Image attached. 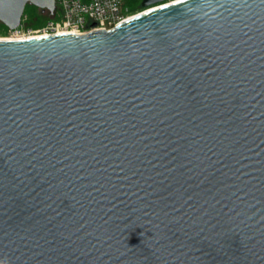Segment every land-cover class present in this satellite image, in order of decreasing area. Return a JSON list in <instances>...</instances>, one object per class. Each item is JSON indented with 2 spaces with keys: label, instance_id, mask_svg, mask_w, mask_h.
Listing matches in <instances>:
<instances>
[{
  "label": "water",
  "instance_id": "1",
  "mask_svg": "<svg viewBox=\"0 0 264 264\" xmlns=\"http://www.w3.org/2000/svg\"><path fill=\"white\" fill-rule=\"evenodd\" d=\"M141 6L0 40V264H264V0Z\"/></svg>",
  "mask_w": 264,
  "mask_h": 264
},
{
  "label": "built area",
  "instance_id": "2",
  "mask_svg": "<svg viewBox=\"0 0 264 264\" xmlns=\"http://www.w3.org/2000/svg\"><path fill=\"white\" fill-rule=\"evenodd\" d=\"M128 0H56L53 16L38 26H31L29 17L22 16L14 30L7 28V40H25L56 34L82 36L94 31L112 30L138 15Z\"/></svg>",
  "mask_w": 264,
  "mask_h": 264
},
{
  "label": "trees",
  "instance_id": "3",
  "mask_svg": "<svg viewBox=\"0 0 264 264\" xmlns=\"http://www.w3.org/2000/svg\"><path fill=\"white\" fill-rule=\"evenodd\" d=\"M142 1L143 0H128V5L132 9V11H135L142 4ZM42 12H43L42 10H40V9L38 10V8H36L32 5H27V7L25 9V15L26 14L29 15L28 17H29V22H30L31 26L35 27V26H38L44 22L41 20V18L43 17ZM45 13H47V12H45ZM3 28L7 29L4 25H3Z\"/></svg>",
  "mask_w": 264,
  "mask_h": 264
},
{
  "label": "rangeland",
  "instance_id": "4",
  "mask_svg": "<svg viewBox=\"0 0 264 264\" xmlns=\"http://www.w3.org/2000/svg\"><path fill=\"white\" fill-rule=\"evenodd\" d=\"M39 10V9H38ZM144 9L142 8V6L140 5L137 10H135V14L136 13H140L142 12ZM43 13V17L41 18L42 21H46L47 18L49 17L48 13L42 12ZM24 15H25V11H24ZM27 16H29L28 14H26ZM8 33H7V29L3 28L2 23H0V38H5L7 37Z\"/></svg>",
  "mask_w": 264,
  "mask_h": 264
},
{
  "label": "bare ground",
  "instance_id": "5",
  "mask_svg": "<svg viewBox=\"0 0 264 264\" xmlns=\"http://www.w3.org/2000/svg\"><path fill=\"white\" fill-rule=\"evenodd\" d=\"M0 40H7V39H5V38H0Z\"/></svg>",
  "mask_w": 264,
  "mask_h": 264
}]
</instances>
